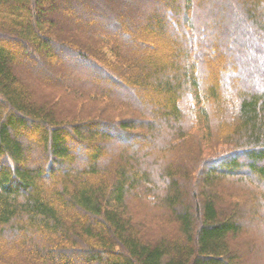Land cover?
<instances>
[{
  "label": "trees",
  "instance_id": "16d2710c",
  "mask_svg": "<svg viewBox=\"0 0 264 264\" xmlns=\"http://www.w3.org/2000/svg\"><path fill=\"white\" fill-rule=\"evenodd\" d=\"M0 264H264V0H0Z\"/></svg>",
  "mask_w": 264,
  "mask_h": 264
},
{
  "label": "rangeland",
  "instance_id": "374dc122",
  "mask_svg": "<svg viewBox=\"0 0 264 264\" xmlns=\"http://www.w3.org/2000/svg\"><path fill=\"white\" fill-rule=\"evenodd\" d=\"M101 25H104V26H105L106 24H105V23H103V24H101ZM104 26H102V27L104 28Z\"/></svg>",
  "mask_w": 264,
  "mask_h": 264
}]
</instances>
